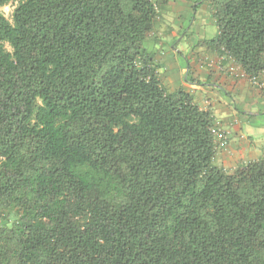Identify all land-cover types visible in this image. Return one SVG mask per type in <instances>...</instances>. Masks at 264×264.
Returning <instances> with one entry per match:
<instances>
[{
  "label": "trees",
  "instance_id": "1",
  "mask_svg": "<svg viewBox=\"0 0 264 264\" xmlns=\"http://www.w3.org/2000/svg\"><path fill=\"white\" fill-rule=\"evenodd\" d=\"M168 0H0V264H264V158L215 165L210 111L163 87ZM204 42L264 72V0H205ZM9 46V49L6 47Z\"/></svg>",
  "mask_w": 264,
  "mask_h": 264
},
{
  "label": "crops",
  "instance_id": "2",
  "mask_svg": "<svg viewBox=\"0 0 264 264\" xmlns=\"http://www.w3.org/2000/svg\"><path fill=\"white\" fill-rule=\"evenodd\" d=\"M167 5L165 24L147 48L163 87L191 94L200 109L212 113L216 166L232 174L264 158V72L251 80L233 59L204 45L218 33L205 0H168Z\"/></svg>",
  "mask_w": 264,
  "mask_h": 264
},
{
  "label": "rangeland",
  "instance_id": "3",
  "mask_svg": "<svg viewBox=\"0 0 264 264\" xmlns=\"http://www.w3.org/2000/svg\"><path fill=\"white\" fill-rule=\"evenodd\" d=\"M165 5H163L162 7L159 8V11H160L159 21H158L157 27L154 30V32L152 34H150L146 40V47L147 48L149 47L148 41L152 40L158 32H161L162 24L163 25L165 24V16H166V12L168 11V5L167 6H165ZM16 6H17V3H10L6 6H1L0 7V13L7 20L12 22V14H13V11H14ZM166 17H168V16H166ZM191 25H192V22L190 21V24H188L185 27V30L183 29L182 32L187 34ZM6 47L9 49L8 45H6ZM20 216H21V213L19 210H10V209L0 207V227L1 226H11L14 222L19 220Z\"/></svg>",
  "mask_w": 264,
  "mask_h": 264
},
{
  "label": "built area",
  "instance_id": "4",
  "mask_svg": "<svg viewBox=\"0 0 264 264\" xmlns=\"http://www.w3.org/2000/svg\"><path fill=\"white\" fill-rule=\"evenodd\" d=\"M215 134V133H214Z\"/></svg>",
  "mask_w": 264,
  "mask_h": 264
}]
</instances>
